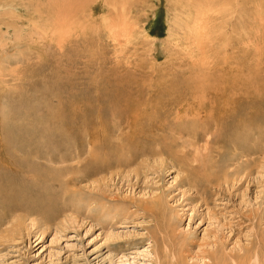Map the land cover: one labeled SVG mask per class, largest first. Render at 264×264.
<instances>
[{"label": "rangeland", "instance_id": "obj_1", "mask_svg": "<svg viewBox=\"0 0 264 264\" xmlns=\"http://www.w3.org/2000/svg\"><path fill=\"white\" fill-rule=\"evenodd\" d=\"M13 2L0 0V264H264L263 121L240 131L231 111L178 135L173 116L156 131L124 109L180 81L264 112V0H73L58 23L35 19L44 0Z\"/></svg>", "mask_w": 264, "mask_h": 264}, {"label": "bare ground", "instance_id": "obj_2", "mask_svg": "<svg viewBox=\"0 0 264 264\" xmlns=\"http://www.w3.org/2000/svg\"><path fill=\"white\" fill-rule=\"evenodd\" d=\"M25 1V0H23ZM32 1V0H30ZM34 1V0H33ZM38 1V0H37ZM235 1L237 2V0H232V2L235 3ZM13 2V0H12ZM16 2V1H15ZM40 2V1H39ZM44 2L46 3L45 7L40 6V7H36L37 9L35 10L36 13V17L35 19H37V17H41V16H49L53 21H56L58 23L59 20H63V17L61 16V13L63 10L67 11L68 8H66L67 6H70L73 2V0H44ZM231 2V0H230ZM242 2V1H241ZM14 3V2H13ZM240 3V2H239ZM19 4V3H18ZM232 5V4H231ZM230 5V6H231ZM10 6V5H9ZM72 6V5H71ZM8 7V6H7ZM23 9V13L25 14H31L30 10H29V6L28 4H24V6L21 4V8ZM224 7V6H223ZM10 8V7H9ZM11 14L14 15L16 11H19L20 7L18 5H11ZM72 9V8H71ZM218 9V8H216ZM15 11V12H14ZM6 12V11H5ZM21 12V11H20ZM69 12V11H68ZM71 12V11H70ZM204 12V11H203ZM22 13V14H23ZM219 13H221L219 11ZM70 14V13H69ZM68 14V15H69ZM201 14V13H200ZM205 14V13H204ZM15 15L19 16V12H17ZM64 15V14H63ZM76 15V14H75ZM33 16V15H31ZM65 16V15H64ZM67 16V15H66ZM71 16V14H70ZM207 16V15H206ZM68 17V16H67ZM201 15L196 16L194 15L193 19H192V28L196 29V24L198 26L197 31L200 28V23L197 21H200L201 19ZM20 19V18H19ZM32 19V18H31ZM45 19V18H44ZM43 19V20H44ZM46 20V19H45ZM27 21V20H26ZM42 21V20H41ZM40 21V22H41ZM51 21V20H50ZM31 22V20H30ZM52 22L50 23L51 28L54 29V25L52 26ZM22 23V22H21ZM28 23V22H27ZM67 23V21H66ZM23 24V23H22ZM31 25L33 24L30 23ZM36 25V23H34ZM40 24V23H39ZM34 25V27H35ZM44 23L42 25L39 26H43ZM56 25V24H55ZM27 26V25H26ZM61 26V24H60ZM34 27H32V29H34ZM48 27V26H47ZM59 27V26H58ZM25 28V27H24ZM24 28L21 27L20 31H24ZM28 28V27H26ZM25 28V29H26ZM50 28V31H51ZM59 29V28H57ZM72 29V28H71ZM14 30V29H13ZM31 30V29H30ZM35 30V29H34ZM241 30V29H240ZM54 31V30H53ZM59 31V30H58ZM34 32V31H33ZM68 32V31H67ZM51 33V32H50ZM49 33V34H50ZM199 33V32H198ZM30 34V32H29ZM48 34V35H49ZM52 34V33H51ZM58 34V33H57ZM56 34V35H57ZM61 34V33H59ZM54 35V34H53ZM52 35V36H53ZM64 35V34H62ZM30 36V35H29ZM33 36V35H32ZM45 36V35H44ZM51 36V35H50ZM18 37V36H17ZM39 37V36H38ZM41 37V36H40ZM56 38V36H55ZM54 39V38H53ZM58 39V38H57ZM56 39V40H57ZM61 39V38H60ZM37 40V39H36ZM44 40V39H43ZM67 40V39H66ZM53 41V40H52ZM62 41V40H61ZM64 42H65V38H64ZM63 42V43H64ZM49 43V42H48ZM59 44V43H58ZM60 49V48H59ZM226 79V78H225ZM224 79V80H225ZM223 80V81H224ZM216 82V79L214 80ZM196 82H193V84ZM202 83V82H201ZM220 83V82H219ZM193 85L189 86L187 84L183 85L182 83L180 84V81H173L171 83H167V85H165V87L163 86H158V87H154L151 88L149 91L147 90L146 93L142 94L141 92H138L136 94V98L134 100H130L128 101L127 104H124V109L125 110H133L134 112L131 115V118H137V120H139L138 118H142L144 119V117L150 120L151 123L150 125L153 126L156 131L162 128H165L167 124H165L166 121H164L166 119V117L168 116H173L174 120H178L179 123L177 125H175L176 127H173L172 131L174 130L175 133H178V135L183 134L184 133H189L192 130V133L196 134V127L199 128L201 127L204 130V127L206 126V128L210 127V125H214V124H222V122H226L230 117H229V112L231 113V111H233L232 113H234L235 117L237 118V121L239 122V130L240 131H245L247 130V128L249 129V127L254 126L256 128H259V124L264 123V112L262 111L260 112H254L251 116L247 115V113H245L246 111L243 112V110L245 109L246 106V102H245V98L244 95L242 93L239 92H229L230 88H228L227 86H221L219 88H209L208 90H204L202 92H199L197 89L193 90V87H195V85L192 87ZM192 87V88H191ZM197 88V87H195ZM201 89V88H199ZM198 91V92H196ZM237 91V90H236ZM127 93V92H126ZM124 94V93H123ZM192 97H189V96ZM124 97V95H122ZM126 96V95H125ZM128 96V95H127ZM236 96V97H234ZM246 96V95H245ZM121 97V96H120ZM134 97V96H133ZM110 99V98H109ZM121 99V98H120ZM128 98H126L127 100ZM129 100V99H128ZM115 101V100H114ZM113 101V102H114ZM125 101V100H124ZM123 101V102H124ZM116 102V101H115ZM121 103V101H119ZM118 102V103H119ZM112 103V102H111ZM125 103V102H124ZM253 103V102H252ZM116 104V103H115ZM254 104V103H253ZM110 105V104H109ZM119 106V105H118ZM112 107V106H111ZM116 107V106H114ZM113 107V109H114ZM122 108V107H121ZM249 108V107H248ZM112 109V108H111ZM116 110V108H115ZM50 111V110H49ZM118 111V110H117ZM116 111V112H117ZM113 112V110H112ZM125 112V111H123ZM240 112V119H238V113ZM253 112V111H252ZM50 113V112H49ZM126 113V112H125ZM128 113V112H127ZM119 114V113H118ZM243 114H245L243 116ZM249 114V113H248ZM263 114V115H262ZM118 116V115H117ZM125 115H123L124 117ZM127 117V116H126ZM120 118V117H119ZM130 119V118H129ZM133 120V119H132ZM144 120V122L146 121ZM148 120V121H149ZM230 120V119H229ZM142 121V120H140ZM139 123V122H138ZM147 123V121H146ZM144 124V123H143ZM142 124V125H143ZM137 125V124H135ZM148 125V124H147ZM140 126V125H139ZM137 126V127H139ZM146 126V125H145ZM144 126V127H145ZM143 127V128H144ZM188 127V129L186 128ZM134 128V127H133ZM141 128V126H140ZM150 128V127H149ZM140 130V129H138ZM143 130V129H142ZM181 131V132H180ZM261 131V130H260ZM152 134L154 131H151ZM204 133H206V131H203ZM156 133V132H155ZM154 133V134H155ZM191 133V132H190ZM259 133V131H258ZM153 134V137H154ZM172 134V133H171ZM242 134V133H241ZM262 134V133H261ZM193 136V135H192ZM262 136V135H261ZM1 137V136H0ZM175 137V136H174ZM194 137V136H193ZM4 138V137H3ZM231 138V137H230ZM7 139V138H6ZM5 139V140H6ZM175 139V138H174ZM229 139V138H228ZM9 141H11L10 139H8ZM157 140V138H156ZM164 140V139H163ZM7 141V140H6ZM176 141V140H175ZM91 144V140L89 141ZM174 142V141H172ZM2 143V144H1ZM0 143V169H7L9 171V169H12L10 166V162L9 160L12 158L8 156H6V152H4L2 150V146H5L6 143L9 144V142H1ZM4 143V144H3ZM11 143V142H10ZM24 143H29L31 148L33 149V147H35L37 145V143L32 140H28V141H24ZM157 143L159 144V142L157 141ZM156 143V144H157ZM28 144V146H29ZM162 144V143H161ZM163 144H165L163 142ZM167 145V144H166ZM9 146V145H8ZM6 145V148L8 147ZM29 146V147H30ZM165 147V146H164ZM163 147V149H164ZM4 147V149H6ZM91 148V145H90ZM161 148V147H160ZM10 149V148H8ZM171 149V148H170ZM168 150V149H167ZM172 150V149H171ZM11 151V150H10ZM9 151V152H10ZM170 151V150H169ZM15 153V149L13 151ZM17 152V149H16ZM95 150L93 149L92 153H94ZM137 152H139L137 150ZM12 153V152H11ZM172 153V151H171ZM170 153V154H171ZM13 156V153H12ZM15 157H17L15 155ZM14 159V157H13ZM10 164V166H9ZM14 168V167H13ZM28 168L31 169L32 171L35 172V168L36 166L33 164H28ZM6 170V171H7ZM7 171V172H8ZM14 171V170H13ZM19 171V170H18ZM16 173V172H15ZM19 174V172H18ZM6 178V175L4 173V171H2L0 173V183L4 182V179ZM18 183V182H17ZM15 185V184H14ZM8 186V185H7ZM11 186V184H10ZM17 186V184H16ZM13 187V186H12ZM2 186L0 185V189L2 190ZM12 191V190H11ZM5 192V191H4ZM11 194V193H10ZM13 195V194H12ZM31 201V200H30ZM38 205V204H37ZM47 207V206H46Z\"/></svg>", "mask_w": 264, "mask_h": 264}]
</instances>
